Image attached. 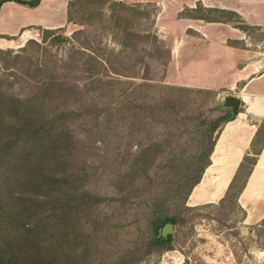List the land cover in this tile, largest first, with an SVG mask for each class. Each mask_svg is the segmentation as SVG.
Listing matches in <instances>:
<instances>
[{
    "label": "rangeland",
    "instance_id": "obj_1",
    "mask_svg": "<svg viewBox=\"0 0 264 264\" xmlns=\"http://www.w3.org/2000/svg\"><path fill=\"white\" fill-rule=\"evenodd\" d=\"M121 3L131 12L118 13L120 7L116 8V4ZM199 5L239 11L242 22L234 17L236 25L246 23L254 30L249 35L229 24L187 18L197 15L191 9ZM118 15L127 18V27L137 35L130 37L134 41L126 42L127 48L120 42L126 34L116 35L112 29L110 19ZM75 18L94 26L69 23L60 33L65 38L57 42L49 38L43 43L39 36L38 40H27L29 34L19 35L7 50L19 53L28 41L34 40L42 48L31 47L33 56L43 65H50L57 58L69 61L71 50L81 49L80 44H86L87 38L90 46L97 49L100 63L109 59L118 71L125 64L130 75L124 77L112 70L108 76L114 80L112 83L93 87L85 62L64 70L66 74L75 70L70 81L85 89L81 100L97 96L100 104L110 107L112 118L106 128L99 125L98 130L94 124L73 125L81 141L75 168L84 169L85 190L106 199L94 200V207L83 217L81 241L85 245L90 236L91 249L82 264H264V168L259 170L261 179L250 185L259 162L241 197L237 193L246 171L233 192L226 195L224 191L223 200L209 202L208 194L194 201L191 195L189 208L181 210V222L167 235L172 236L171 250L149 246L154 238L150 227L154 214L145 208L146 198L161 188L172 173L181 176L188 172L185 184L198 176L212 141L206 134L210 133V121L231 114V109L224 107L226 97L264 94V0H113L105 6H93L87 14H75ZM82 50L93 55L92 50ZM4 67L0 63V80L14 78L18 69ZM95 71L105 76L101 67ZM170 86L209 94H177L169 106L172 111L160 115L158 107L164 108ZM15 89L25 91L18 86ZM123 101L131 105L118 112ZM246 108L241 101L239 112L247 116L245 122L259 126L261 118L247 114ZM205 135L207 142L201 144ZM148 148L154 152L151 170L141 168L123 177L131 167L129 153L139 154ZM172 155L177 158L174 164L167 162ZM152 173H156L154 186L149 180ZM133 190L135 197L129 200L119 194Z\"/></svg>",
    "mask_w": 264,
    "mask_h": 264
},
{
    "label": "trees",
    "instance_id": "obj_2",
    "mask_svg": "<svg viewBox=\"0 0 264 264\" xmlns=\"http://www.w3.org/2000/svg\"><path fill=\"white\" fill-rule=\"evenodd\" d=\"M8 1L16 2V0H0V8ZM111 2L113 0H71L68 21L92 27L93 23L78 21L75 14L84 15L90 12L93 6H105ZM117 7H120L118 13L131 12L122 3L116 4ZM191 11L197 15H188L187 18L203 20L207 23L229 24L246 31L249 35L250 31L254 30V27L246 23H241L240 27L236 25L233 18L242 22L241 17L232 11L207 9L202 5ZM94 14L91 16L94 17ZM213 14L216 16H212ZM224 14L230 17L223 18ZM110 21H112V29L116 32L114 34L118 35L122 32L126 34L120 42L124 48L129 47L126 42L134 41L130 37L135 38L137 35L127 27V18L118 15L116 18L112 17ZM104 29L108 32V28ZM41 31L43 43L49 38H52L53 42L65 38L60 35L63 29ZM80 34L81 32L76 36ZM154 39L158 41L157 38ZM86 41V44H80L81 49L71 50L69 61L57 58L51 61L52 66L48 63L43 65L33 56L31 47L42 48L34 40L28 41L16 54L12 50H0V63H4V68L18 69L13 75L14 78L0 80V264H82L90 254L91 237L87 235L85 245L81 241L83 217L94 207V200L99 202L106 199L86 191L84 169L75 168L74 162L81 141L75 135L73 125L79 122L81 125L94 124L97 130L99 125L106 128V124L111 123L112 120L111 110L110 107L106 108L104 103L100 104L97 96L89 101L81 100L82 95L85 96V89L70 81L75 70L70 69L67 74L64 70L69 67L75 68L80 66L76 64L85 62L89 65L87 73L91 75L94 87L98 83L104 82L107 85L114 81L108 76L110 71L115 70V65L109 59L105 63H100L97 60V49L90 46L89 39L86 38ZM82 49L92 50L93 55ZM59 63L62 66H59ZM99 67L102 68L105 76L100 77L95 71V68ZM121 69V71L116 69L114 73L130 77L125 64ZM16 86L25 91L15 89ZM167 90L168 99H164V108L158 107V113L162 111L160 115H163V112L167 114V110L172 111L169 106L173 104L171 103L173 100L176 101L173 97L177 94H209V91L205 90L173 86L167 87ZM124 95L128 96L127 91H124ZM100 96V98L105 97ZM130 105L129 101H123L118 112L129 108ZM114 114L112 113V116ZM235 119L236 117L230 114L210 121V133L206 134L212 137V141L195 180L185 184V179L190 176L188 172L181 176L172 173L169 176L171 182L165 181L161 188L146 198V211L154 214L153 222L150 223L154 238L150 240L149 246L154 244L162 247L163 250H171L172 236L165 237L163 230L168 224L176 227L181 222V210L189 208L187 203L194 188L198 186L205 170L212 164L211 156L223 127ZM100 120H103L101 124ZM202 138L201 144L207 142L206 135ZM263 148L264 121L256 134L251 152L241 163L226 195L233 192L239 177L246 171L245 179L237 193L240 197ZM153 153L149 148L139 154L130 152L131 167L123 177L134 175L141 168L149 172L152 168ZM167 162L174 164L177 158L172 155ZM154 178L156 173H152L149 179L152 186L156 183ZM139 190L140 188L135 191ZM119 194H122V198L126 200L135 197L134 190ZM262 224L264 225V221Z\"/></svg>",
    "mask_w": 264,
    "mask_h": 264
},
{
    "label": "crops",
    "instance_id": "obj_3",
    "mask_svg": "<svg viewBox=\"0 0 264 264\" xmlns=\"http://www.w3.org/2000/svg\"><path fill=\"white\" fill-rule=\"evenodd\" d=\"M70 1L42 0L41 5L37 8L24 6L15 1L5 2L0 9V50L11 48V40H14L13 38L19 35L24 37L29 34L30 37L27 40L29 38L38 40L36 37L39 36L41 38V30H61L66 28L69 25L68 10ZM234 12L241 14L239 11ZM242 99H244V103L247 106V114L261 118V124L257 127L250 125L245 122L247 116L240 113L236 120L225 125L222 130L223 135L218 144L216 143L215 153L211 161L212 165L206 170L202 182L194 189L192 197L190 196L194 201L196 199L201 200L208 196V194L209 202L213 203L215 200H222L224 197L221 195L226 190L232 178L235 177L234 172L237 165L239 169L246 155L251 152L256 134L264 121V94H245ZM232 125L233 127H231ZM229 127L230 130H228ZM251 156L253 155L251 154ZM258 162L256 173L252 176ZM257 163L247 181L248 184L252 176L250 181L251 187L261 179V172L259 170L260 168H264V148L260 156H258ZM202 186H204L202 188L203 190L201 189L200 193L197 192V188Z\"/></svg>",
    "mask_w": 264,
    "mask_h": 264
},
{
    "label": "water",
    "instance_id": "obj_4",
    "mask_svg": "<svg viewBox=\"0 0 264 264\" xmlns=\"http://www.w3.org/2000/svg\"><path fill=\"white\" fill-rule=\"evenodd\" d=\"M16 2L19 3V4H21V5H24V6H29V7H31V8H37V7H39V6L41 5L42 0H16ZM241 101H242V102H245L244 99H242V98H238V97H235V96H228V97H226V98L224 99V107H225V108H229V109H231V114H232L233 117H238V115H240L239 109H240V107H241ZM222 135H223V133H221L220 137L218 138L217 144H218L219 140L221 139ZM217 144H216V145H217ZM215 147H216V146H215ZM214 153H215V149H214L213 154H214ZM213 154H212V156H213ZM212 156H211V161H212ZM211 165H212V164H211ZM211 165H210V166H211ZM207 169H208V168H207ZM207 169H206V170H207ZM237 169H238V165H237V167H236V169H235L234 176H235V173H236ZM206 170H205V171H206ZM204 175H205V173H204ZM204 175H203V178H204ZM234 176H233V177H234ZM203 178H202V180H203ZM202 180H201V182H202ZM232 180H233V178H232ZM232 180L230 181L229 185L231 184ZM201 182H200V183H201ZM200 183H199V184H200ZM199 184H198V185H199ZM229 185L227 186L226 190L228 189ZM196 187H197V186H196ZM196 187H195V188H196ZM195 188H194V189H195ZM226 190H225V191H226ZM193 191H194V190H193ZM191 195H192V194H191ZM164 229H165V231H164V234H163V235H164L165 237H167L168 233H170V231H172L173 226H172L171 224H168V225H166V227H165Z\"/></svg>",
    "mask_w": 264,
    "mask_h": 264
},
{
    "label": "bare ground",
    "instance_id": "obj_5",
    "mask_svg": "<svg viewBox=\"0 0 264 264\" xmlns=\"http://www.w3.org/2000/svg\"><path fill=\"white\" fill-rule=\"evenodd\" d=\"M234 124V123H233ZM231 127H233V125L231 126ZM228 130H230V127L228 128ZM206 172V171H205ZM206 181V180H205ZM208 181V180H207ZM206 183V182H205ZM206 186V185H205ZM204 186H202V187H198L197 188V192H201L200 190L203 188ZM206 188V187H205ZM203 190V189H202ZM195 196H196V194H195ZM195 196H194V198H195ZM215 198H217V197H215Z\"/></svg>",
    "mask_w": 264,
    "mask_h": 264
}]
</instances>
